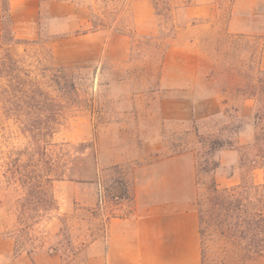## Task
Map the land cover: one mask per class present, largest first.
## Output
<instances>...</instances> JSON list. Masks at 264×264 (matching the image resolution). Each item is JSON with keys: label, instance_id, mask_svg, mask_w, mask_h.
I'll return each instance as SVG.
<instances>
[{"label": "rangeland", "instance_id": "rangeland-1", "mask_svg": "<svg viewBox=\"0 0 264 264\" xmlns=\"http://www.w3.org/2000/svg\"><path fill=\"white\" fill-rule=\"evenodd\" d=\"M71 1L86 11L90 28L128 34L130 50L122 58L100 45L97 59L88 53L62 65L51 45L60 36L57 23L44 16L39 39L16 38L9 0H0V91L28 70L45 81L40 73L47 65L65 66L78 86L77 100L42 143L52 182L32 194L8 181V163L17 158L15 168L30 153L36 160L35 146L0 102V264H14L19 254L36 264H54V254L57 264H87L92 245L104 246L110 218L133 212L145 182L183 188L192 172L203 264H264V253L242 260L232 237L218 231L214 195L197 181L195 136L197 126L244 151L253 141L256 105L264 108V92L253 88L257 69L264 70V0H148L155 29L142 34L133 0ZM62 55L75 56L70 49ZM224 149L230 148L216 152L219 160ZM263 171L221 162L214 176L225 188L242 178L264 182Z\"/></svg>", "mask_w": 264, "mask_h": 264}, {"label": "crops", "instance_id": "crops-1", "mask_svg": "<svg viewBox=\"0 0 264 264\" xmlns=\"http://www.w3.org/2000/svg\"><path fill=\"white\" fill-rule=\"evenodd\" d=\"M132 12L138 34L153 32L155 18L148 0H133ZM9 13L13 34L20 39H39L44 16L56 22V32L60 36L51 45L56 55L58 52L62 65L77 63L79 55L88 53H94L97 59L100 45H104V50H117L122 58L130 50L128 34L90 28L91 21L86 11L71 0H9ZM2 28L3 18L0 15V32ZM67 49L75 56L63 61L62 54ZM184 106L191 113V105L184 102ZM220 160L223 164H238L239 150H221ZM150 182H145L135 193L130 215L110 218L104 246L92 245L87 264H203L193 172L183 188L165 185L160 189ZM3 242L9 241L6 239ZM1 253L7 254L9 250ZM49 262L57 264L55 254L50 255ZM14 264L36 263L29 256L19 254Z\"/></svg>", "mask_w": 264, "mask_h": 264}, {"label": "trees", "instance_id": "trees-1", "mask_svg": "<svg viewBox=\"0 0 264 264\" xmlns=\"http://www.w3.org/2000/svg\"><path fill=\"white\" fill-rule=\"evenodd\" d=\"M8 18L11 22L8 5ZM65 66H45L41 76L32 77L30 70L24 71L26 77H13L10 83L0 91V102L7 115L13 116L20 123L21 131L28 134L35 153H30L26 163L17 164V158L9 161L10 183L17 181L27 192L42 188L44 184L52 182L48 177V160L43 142L48 144V138L53 135L63 108L72 106L78 98V86L68 74ZM257 78L253 88L264 92V70L257 69ZM45 86V88H44ZM55 92V94H53ZM257 94L250 97L256 98ZM43 99V101H42ZM60 107V108H58ZM264 107V106H263ZM253 125L258 128L254 139L246 147L234 145L231 141L212 133L201 134L195 127V136L201 146L200 157L197 161L198 184L214 195L213 204L218 210L215 224L222 235L227 233L238 245L239 257L242 260H252L264 253V182L256 183L242 178L240 183L220 188L215 171L221 162L216 152L224 147L235 148L240 151L239 167L250 169L264 168V108L256 105ZM249 152V153H248ZM251 152H254L253 155ZM35 161V162H34ZM36 163V164H33ZM207 174L208 181H201L200 176ZM22 215L27 212L23 208Z\"/></svg>", "mask_w": 264, "mask_h": 264}]
</instances>
